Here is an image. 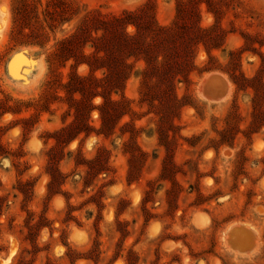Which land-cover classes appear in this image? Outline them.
<instances>
[{"label": "rangeland", "instance_id": "374dc122", "mask_svg": "<svg viewBox=\"0 0 264 264\" xmlns=\"http://www.w3.org/2000/svg\"><path fill=\"white\" fill-rule=\"evenodd\" d=\"M199 263L264 264V0H0V264Z\"/></svg>", "mask_w": 264, "mask_h": 264}, {"label": "bare ground", "instance_id": "6f19581e", "mask_svg": "<svg viewBox=\"0 0 264 264\" xmlns=\"http://www.w3.org/2000/svg\"><path fill=\"white\" fill-rule=\"evenodd\" d=\"M20 61L21 60L17 61V63L12 62L11 67L13 66V69L15 71L18 70L17 68L19 67L20 73L22 74L23 78L24 76H29L31 74V69L29 67L22 66ZM200 88L202 95L208 100L214 102L225 101L231 93L230 83L224 76L220 74H211L205 77L201 83ZM221 88L223 92L221 94H217ZM154 229L155 228H152L151 230L153 231ZM229 235V242L231 246L239 252H251L256 245V236L253 230L246 225L242 224L240 226H237L236 230L229 232ZM235 240L239 241L240 243H235ZM240 246H244L245 249H240Z\"/></svg>", "mask_w": 264, "mask_h": 264}, {"label": "trees", "instance_id": "16d2710c", "mask_svg": "<svg viewBox=\"0 0 264 264\" xmlns=\"http://www.w3.org/2000/svg\"><path fill=\"white\" fill-rule=\"evenodd\" d=\"M82 30H83V26L79 28V31H82ZM77 36H79V33H74L71 36V38L73 39V38H76ZM177 65H179V64H175V66H177ZM188 65H189L188 62L184 63L185 68ZM184 66H183V68H184ZM179 67H180V65H179ZM171 68H173V66H170L169 64L166 65L167 71L170 72ZM183 68L181 67V69H183ZM119 77L120 76H118V72H114L112 67H108V74H107L106 79H105V84H106L105 89L107 90L109 88H112V90H114V89L116 90L115 85H116V83H118L117 81L120 79ZM116 104H117V101L112 100L110 98L106 99L104 104L101 107V114L104 115L105 113H107L108 107H110V108L114 107V106H116ZM69 130H70V128H65V129L60 130L57 134H59V135L64 134L65 132H68ZM57 141H58V139H57Z\"/></svg>", "mask_w": 264, "mask_h": 264}, {"label": "water", "instance_id": "95a60500", "mask_svg": "<svg viewBox=\"0 0 264 264\" xmlns=\"http://www.w3.org/2000/svg\"><path fill=\"white\" fill-rule=\"evenodd\" d=\"M23 71V70H22ZM218 92V91H217ZM223 92L222 88L220 89V91L217 94H221Z\"/></svg>", "mask_w": 264, "mask_h": 264}]
</instances>
